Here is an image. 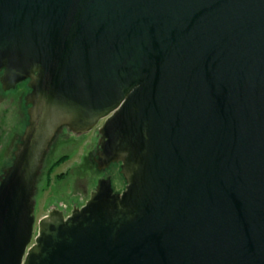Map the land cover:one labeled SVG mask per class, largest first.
Here are the masks:
<instances>
[{
	"label": "water",
	"instance_id": "water-1",
	"mask_svg": "<svg viewBox=\"0 0 264 264\" xmlns=\"http://www.w3.org/2000/svg\"><path fill=\"white\" fill-rule=\"evenodd\" d=\"M0 75L30 89L0 264H264V0H0ZM103 120L125 189L37 223L58 134Z\"/></svg>",
	"mask_w": 264,
	"mask_h": 264
},
{
	"label": "rangeland",
	"instance_id": "rangeland-1",
	"mask_svg": "<svg viewBox=\"0 0 264 264\" xmlns=\"http://www.w3.org/2000/svg\"><path fill=\"white\" fill-rule=\"evenodd\" d=\"M29 92L30 89L27 82L18 85L15 89L10 91H3L0 81V119L2 126L0 141V176L4 173V170L12 165L14 153L29 123V116L27 113L28 106L26 107L25 105V98ZM86 139L90 143L88 149H95L94 146L97 141L96 133H89ZM81 149L82 148H74L71 150L64 144L60 145V148L57 149L50 163L56 162L57 159L60 158L61 161L52 171L51 175L42 179L38 186L39 192L36 197L37 223L49 214L52 205H59L61 202L73 205L74 202H77V205L82 206L88 200L87 198L80 203L79 199L75 196L76 191L74 189L75 186L80 183L83 186H88L87 189L89 191L93 190L96 185V179L94 177L95 171L92 168L91 162L86 164L87 167H82L85 166L83 157L86 155L87 151L83 152V149L82 151ZM66 154L67 156H65ZM125 183L124 179H117L116 188L122 190L125 187ZM71 205L69 213L72 210ZM37 229L36 225L35 236L38 233Z\"/></svg>",
	"mask_w": 264,
	"mask_h": 264
},
{
	"label": "flooded vegetation",
	"instance_id": "flooded-vegetation-1",
	"mask_svg": "<svg viewBox=\"0 0 264 264\" xmlns=\"http://www.w3.org/2000/svg\"><path fill=\"white\" fill-rule=\"evenodd\" d=\"M103 123H104V120L94 130H92V131H90L88 133H84V134H75V133L69 131L67 128H64L58 134L56 140L54 141V143L51 146V149H50L49 153L47 154V156L45 158L44 168H43L42 173H41V175L39 176V179H38L37 194L39 192L38 186H39V183L41 182V180L46 178V177H48L49 175H51L52 171L57 167L58 163L61 161V158H60V159H57L56 162L50 163L52 158L55 156L57 149L60 148V145H63V144L66 147H69L71 150H73L74 148H79V149L82 148L83 152L87 151L86 155H84V157H83L85 166H82V167L83 168L87 167L86 164L91 162L92 168L95 171L94 177L96 179V182H95L96 185H95V188L93 190L89 191L87 189L88 186H83L81 183L79 185H76L75 188H74L75 191H76L75 196H76V198L79 199L80 203H82L87 198H88V200L86 201V203L89 201V199L91 197V194L96 190L98 182L100 180H103V179H110L111 182H112V186L114 188V191L117 192V193H120V192H122L125 189L127 183H125V187L122 190H118L116 188V180L117 179H119V180L120 179H124V177L121 174V164L120 163H114L111 166H109L107 169H103V170H101L99 168L98 164H97L98 152L100 151L99 143H100V140H101V135L99 134V131H100L101 127L103 126ZM91 132H95L96 136H97V141L95 143L96 145L94 146L95 149H93V150H89L88 149L90 143L86 139V137H88L89 133H91ZM82 149H81V151H82ZM65 156H67V154ZM46 164H48V165H46ZM46 168H48V169H46ZM44 169H46V170H44ZM125 182H126V180H125ZM36 197H37V195H36ZM70 205L71 204H67L65 202H61L59 205H52L50 207L49 214L53 210H59V211L63 212L65 217H68V216H70L73 213V211L75 209H80V208H82L84 206V205L79 206V205H77V202L76 203L74 202L73 205H71L72 206V210L69 213ZM36 208H37V201H36Z\"/></svg>",
	"mask_w": 264,
	"mask_h": 264
},
{
	"label": "trees",
	"instance_id": "trees-1",
	"mask_svg": "<svg viewBox=\"0 0 264 264\" xmlns=\"http://www.w3.org/2000/svg\"><path fill=\"white\" fill-rule=\"evenodd\" d=\"M1 134H2V126H1V119H0V141H1Z\"/></svg>",
	"mask_w": 264,
	"mask_h": 264
}]
</instances>
